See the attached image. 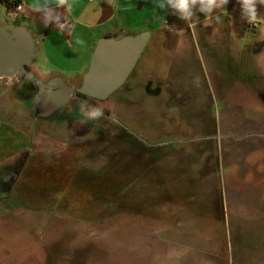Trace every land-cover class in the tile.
Wrapping results in <instances>:
<instances>
[{
    "label": "rangeland",
    "instance_id": "374dc122",
    "mask_svg": "<svg viewBox=\"0 0 264 264\" xmlns=\"http://www.w3.org/2000/svg\"><path fill=\"white\" fill-rule=\"evenodd\" d=\"M200 8L170 36L187 59L158 52L132 93L74 95L48 121L30 80L0 98V166L31 149L0 201V264H264V4L252 23ZM45 64L36 49L29 70Z\"/></svg>",
    "mask_w": 264,
    "mask_h": 264
},
{
    "label": "crops",
    "instance_id": "0c3cea01",
    "mask_svg": "<svg viewBox=\"0 0 264 264\" xmlns=\"http://www.w3.org/2000/svg\"><path fill=\"white\" fill-rule=\"evenodd\" d=\"M15 1L24 6V12L17 22L9 23V25L11 27L21 25L27 28L34 38L35 48L41 49L45 54L46 70L37 67L35 73L38 76L41 73L43 76L42 79L38 78L46 81L58 76L74 88L81 84L99 39L105 36L118 39L148 31L149 40L138 60V76L145 74L147 68L157 65L155 54L158 52L170 54L175 60H186L184 50L186 38L179 34L180 30L187 23L192 26L203 21L196 19L192 22L180 19L178 13L174 14L176 10L168 5V0H67L64 5L58 4V0ZM158 2L165 5L164 10L157 7ZM45 4L46 8L37 10L38 6ZM235 5L240 11L233 10ZM241 6L239 0H228L227 5L215 8L207 18L223 13L241 15L247 19ZM3 8V16L6 20L8 9L4 5ZM163 11L169 21L167 19L162 21ZM176 30L179 33L175 38H170ZM77 41L81 42L77 43ZM160 79L155 75L151 76L148 81L152 86V84H162ZM23 81L25 80L17 77H0V98ZM164 82L168 88H171L168 80ZM17 98L18 92H15L10 96V101L17 100ZM33 108L32 103L28 113L30 116H33ZM3 115L4 112L0 110V118Z\"/></svg>",
    "mask_w": 264,
    "mask_h": 264
},
{
    "label": "water",
    "instance_id": "95a60500",
    "mask_svg": "<svg viewBox=\"0 0 264 264\" xmlns=\"http://www.w3.org/2000/svg\"><path fill=\"white\" fill-rule=\"evenodd\" d=\"M150 33L123 36L115 39L105 36L98 40L89 60L88 69L79 87L68 85L55 76L42 81L29 70L35 52V41L24 26L11 30L0 24V77L30 80L36 92L32 97L34 116L50 119L61 110L72 96L80 94L103 101L115 93L126 81L142 54ZM15 182H9L10 193Z\"/></svg>",
    "mask_w": 264,
    "mask_h": 264
},
{
    "label": "clouds",
    "instance_id": "9594fccd",
    "mask_svg": "<svg viewBox=\"0 0 264 264\" xmlns=\"http://www.w3.org/2000/svg\"><path fill=\"white\" fill-rule=\"evenodd\" d=\"M242 4V7L245 11V14L248 18V23H252L257 19V10L255 8L256 0H239ZM261 4H264V0H259ZM67 3V0H58V4L64 5ZM201 5L199 11L208 14L211 13L217 7H223L227 5L228 0H168V5L175 9L176 12L174 14H179V18L182 20H190L193 15V8L197 4ZM47 5L38 6L37 10H43ZM157 7L164 10L165 5L162 2H158ZM55 19V17H52ZM81 41H77L80 43ZM84 104H81V108H83ZM83 113V112H82ZM87 119L95 120L103 115V111L100 108H91L89 112L86 114L83 113Z\"/></svg>",
    "mask_w": 264,
    "mask_h": 264
},
{
    "label": "flooded vegetation",
    "instance_id": "af4514ba",
    "mask_svg": "<svg viewBox=\"0 0 264 264\" xmlns=\"http://www.w3.org/2000/svg\"><path fill=\"white\" fill-rule=\"evenodd\" d=\"M11 29H9V30H11ZM137 65H138V61L135 65V67L133 68L132 72L130 73L129 77L126 79V81L123 83V85L118 89L121 91V93H132L133 92L134 86H133V84H128V81H129V79H131V77L137 78L138 73H136L134 75V70H135V68H137ZM21 80H24V79H21ZM137 85H139V84H137ZM144 87H145L147 92H153L150 88L151 87L150 81L146 82V84H144ZM59 111H61V110H59ZM59 111L55 115H53L50 119H47L44 121L57 119ZM30 157H31V149L28 148L13 163L0 168V201H4L9 196V194L11 192L10 193L5 192V190L8 187L9 182H17L21 172L24 170L25 167L28 166Z\"/></svg>",
    "mask_w": 264,
    "mask_h": 264
},
{
    "label": "built area",
    "instance_id": "2783aa9c",
    "mask_svg": "<svg viewBox=\"0 0 264 264\" xmlns=\"http://www.w3.org/2000/svg\"><path fill=\"white\" fill-rule=\"evenodd\" d=\"M8 2L11 4L12 8L8 10L6 14V20L8 23H15L23 14L24 6L15 0H8Z\"/></svg>",
    "mask_w": 264,
    "mask_h": 264
},
{
    "label": "trees",
    "instance_id": "16d2710c",
    "mask_svg": "<svg viewBox=\"0 0 264 264\" xmlns=\"http://www.w3.org/2000/svg\"><path fill=\"white\" fill-rule=\"evenodd\" d=\"M0 3L5 6L6 9L10 10L12 8L11 4L8 2V0H0ZM76 97L86 100V101H96L91 98L85 97L83 95L77 94Z\"/></svg>",
    "mask_w": 264,
    "mask_h": 264
}]
</instances>
